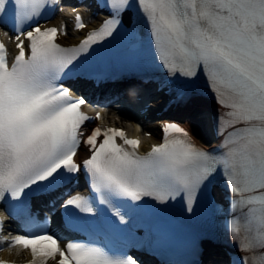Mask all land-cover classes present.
Segmentation results:
<instances>
[{"label": "snow or ice", "instance_id": "6c2138e0", "mask_svg": "<svg viewBox=\"0 0 264 264\" xmlns=\"http://www.w3.org/2000/svg\"><path fill=\"white\" fill-rule=\"evenodd\" d=\"M6 3L14 8L17 49L10 61L0 37V205L9 215L32 194L70 184L83 168L92 195L69 194L62 204L67 218L99 213L119 229L125 203L142 208L146 198L157 205L180 198L192 212L198 198H211L219 170L233 194L232 206L243 213L234 215L229 231L241 251L264 256V0H105L111 18L74 46L57 42L61 32L67 35L66 25L39 24L50 0H0V24L7 27ZM134 17L148 26L157 58L170 75L193 81L201 70L206 74L230 121L222 159L198 147L177 122L164 123L163 142L143 156L139 138L120 128L96 126L85 137L83 126L100 113L84 112L87 101L73 96L61 80L73 75L81 54L132 25ZM75 19L77 29L85 27L79 13ZM32 20L37 23L23 30ZM82 145L89 156L81 164L74 158ZM4 221L0 214V229ZM29 226L32 231L9 243L30 252L28 264H138L94 241L61 246L30 217ZM237 264H249L247 257Z\"/></svg>", "mask_w": 264, "mask_h": 264}, {"label": "bare ground", "instance_id": "6f19581e", "mask_svg": "<svg viewBox=\"0 0 264 264\" xmlns=\"http://www.w3.org/2000/svg\"><path fill=\"white\" fill-rule=\"evenodd\" d=\"M65 14H66V13H65ZM65 14H64V13H60L61 16H64ZM66 15H67V14H66ZM220 262H221L220 257H215V258L213 259V263H211V264H220Z\"/></svg>", "mask_w": 264, "mask_h": 264}]
</instances>
